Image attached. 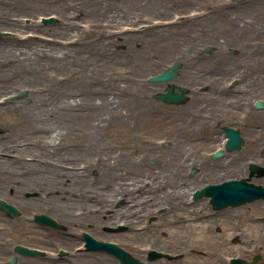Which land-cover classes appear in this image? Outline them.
I'll list each match as a JSON object with an SVG mask.
<instances>
[{"label":"rangeland","instance_id":"1","mask_svg":"<svg viewBox=\"0 0 264 264\" xmlns=\"http://www.w3.org/2000/svg\"><path fill=\"white\" fill-rule=\"evenodd\" d=\"M67 1L75 6L64 9L68 26L61 28L63 32L56 33L53 31L61 29L58 30L59 19L52 0H47L44 7L31 9L25 6L13 9L10 0H0L1 20L13 18L24 23L17 27L0 24V42L8 41L11 35L28 39L32 34L40 35L49 42L53 38L64 41L62 44L67 45L66 53H63L65 58L60 62L48 61L57 64V76L50 77L47 82H38L40 90L43 89L40 96L48 99L50 94L63 92L61 89L65 86L71 90L66 96L77 97L78 94L84 95L82 84L97 86L99 91L102 82L108 85L112 82L113 86L119 87L108 89L116 103L114 107H109L105 120L94 131L90 129L89 116L57 114L68 122V130H65L67 145L58 147L61 155L57 151L46 154L44 162L67 169L64 177H54L49 185L55 186L60 180L58 191L65 190V196L75 194L78 202L68 212V216H74L68 220H58L49 210L38 207L23 209L15 200L0 196L18 210L17 214H11L0 206L1 264H6L17 244L46 250L47 254H17L19 263L16 264L21 261L45 264L46 256L53 258L51 264H76L72 246L79 241L84 228L80 225L74 227V223L84 217L82 212L86 203L97 209L105 207L103 205L107 203L114 209L124 207L127 201L137 205L144 203L145 197L138 199L142 193L153 191L154 187L155 192H162V186H168V178L172 175L171 165L177 164L178 160L188 159L189 145L221 143L220 134L224 133L225 125L239 128L245 139L243 147L235 151L236 176L247 175L252 159L264 161V151L261 152L264 148L254 146L264 144V109H257L254 105L258 99L264 101V0H242L239 3L234 0ZM44 16L54 20L45 22ZM192 18L196 20L189 21ZM28 22H39L49 29L30 28ZM168 26L171 27L165 28ZM208 46L212 47L210 52L205 51ZM174 61H180L182 66L172 81L190 88V101L184 105L156 99L154 94L164 91L168 83L148 80ZM43 62L46 60L43 59ZM93 68L102 73V79L86 75L81 80L74 76V82H69L71 69L89 73ZM13 76L9 73V77L0 79V100H17L15 104L0 109V138L18 145L33 143L31 139L36 132L31 131L30 121L24 117L19 104L28 102L29 90L8 87L13 83ZM218 81L226 89L230 81L237 84L230 97H221L223 103H230L223 115L212 116L197 101L212 97L213 93L201 91L202 86L210 87ZM87 91L91 92V88ZM142 110L144 117L138 115ZM214 130H218L219 135L212 138L208 133ZM97 146L112 166L106 175L104 164L97 165L93 159L91 149H97ZM173 152L177 153L175 158L170 157ZM32 153L25 151V160L32 161L35 156ZM3 156L15 158L11 151H6ZM151 174L154 177L149 178ZM142 175L147 177L139 187L136 181ZM130 177L134 181H128ZM254 180L264 181L261 178ZM127 181L129 185H124ZM119 185L131 187L129 200L124 196L111 200L108 193L103 205H97L101 202L99 197L109 192L111 186L118 188ZM99 190L102 192L97 196L95 191ZM88 191L93 194H87ZM37 194L38 190L35 189L23 192L25 198ZM166 200L162 198L159 202L167 205ZM36 213L50 215L60 226L37 222L34 219ZM102 218V214L87 217L98 222ZM68 223L72 226L66 230ZM85 232L88 230L85 229ZM96 236L102 237L100 233H96ZM132 239L136 241L137 237Z\"/></svg>","mask_w":264,"mask_h":264},{"label":"flooded vegetation","instance_id":"2","mask_svg":"<svg viewBox=\"0 0 264 264\" xmlns=\"http://www.w3.org/2000/svg\"><path fill=\"white\" fill-rule=\"evenodd\" d=\"M236 84L230 81L228 89L221 81L210 87L202 86L201 91L213 94L204 101H197L199 106L212 116L223 115L230 103H223L221 97H230ZM224 128L221 143L189 145L188 159L171 165L172 175L168 186H162V192H155L153 188L142 193L148 195L144 203H134L135 206L128 209L115 208L118 213L114 218L118 221L99 226L91 220L85 225L81 224L83 221L75 222L74 227H86L72 246L76 264H264V199L217 206L211 201V190L203 192L209 185L241 178L234 174L235 151L238 150L214 155L224 149ZM208 135L214 138L219 132L214 130ZM254 146L264 148V144ZM254 162L264 166V161ZM245 178L264 179V169L253 171L249 167ZM162 198L167 199V205L159 202ZM111 211L107 210L106 214ZM85 229L101 241L117 244L125 252L124 256L104 247L88 246ZM96 233H100L102 239ZM135 236L136 241L132 239ZM15 248L13 255L18 254ZM13 255L9 256L7 264Z\"/></svg>","mask_w":264,"mask_h":264},{"label":"bare ground","instance_id":"3","mask_svg":"<svg viewBox=\"0 0 264 264\" xmlns=\"http://www.w3.org/2000/svg\"><path fill=\"white\" fill-rule=\"evenodd\" d=\"M10 1L12 2L13 9L16 7L21 9L24 6L28 7V9L36 8V6L44 7V4L48 3L47 0ZM52 2L56 6L57 18L59 19V30L68 26V23L65 20L64 9L66 7H74L75 4L71 5L67 0H52ZM195 20L196 18H192L189 21ZM0 24H9L17 27L23 25L24 23L13 18H8L7 20L0 19ZM27 26L34 29H49L46 28L47 26H43L39 22H28ZM170 27L171 26L165 28ZM160 28H162V26H160ZM62 30L63 29H61V31L53 32L61 33L63 32ZM39 36L40 35L32 34L30 38L22 39L18 35H11L8 36V41L0 42V79L9 77V73H12L14 74L13 77L15 78L10 79H13V83L9 84L8 87H12L15 90L21 88H27L29 90L28 102H22L19 104L22 107L24 117L27 119V121H30L29 125L32 127L31 131L36 132L31 139L33 143H24L23 145H18L13 141L0 138V196H3L8 200H15L22 205L21 208L23 209H33L32 207H38L39 209L49 210L53 216H56L58 220H68L71 216H74V214H69L68 216V212L73 207V205L77 204L78 198L74 197L75 194H73V196H69L68 194L65 196V190L60 189L58 191L60 180H58V183L55 186L49 185V183L55 179L54 177H64L68 171H66L67 169L65 167L59 165L54 166L52 164L48 165L44 162V156L46 154L50 153L51 151H57L58 147L65 146L67 141L65 135L67 132L65 130H68V122L63 121L64 118L57 114L62 113L63 115L65 113L64 115L67 116L78 117L89 116L91 119V131L97 130L101 126V122L105 120L109 107H114L116 103L115 100L111 99L108 89H118L119 87H115L116 85L113 86L112 82L109 83V85L106 82H102V85L100 86L101 90L97 91V86L94 87V85H92L91 87V84L89 86H87V84H82V87L84 88V95L78 94L76 97L74 95L66 96V94L70 93L71 90L64 88L65 86H63V89H61L63 92L58 94H50L48 99H44L40 96V93H43V89L40 90L38 82H47L50 77L56 78L57 74L55 70L57 69V64L55 62H60L62 58H65V54L63 53H66L65 48L67 45L62 44L64 41L60 42V40L56 38H53L50 40L51 42H49V40L40 38ZM59 56L60 59L58 58ZM43 59H45L47 63L43 62ZM49 60L55 62L50 63L48 62ZM67 65L68 64H65V67H68ZM71 75L72 78L69 82H74V76L76 78L80 77L81 80L86 75H91L92 78L97 79L103 78L101 76L102 73H100V71L96 68H93V70H91L89 73H79L71 69ZM90 88L91 92L87 91ZM16 102V99L0 100V109L6 106H11ZM139 112L142 113L138 115L143 117L145 116L143 110ZM56 115L60 117H57ZM175 149L176 148H174L172 151ZM91 150L94 153V156H92L95 160V164H104L103 169H106V173L104 172V175L108 174L112 169V166L107 158L103 157L102 150L98 146L97 149L95 148ZM6 151L13 152L15 158H7L3 156ZM25 151L34 152L32 155L35 156L32 161L25 160L23 156ZM58 154L61 155L59 152ZM176 154L177 153L173 152L170 157L175 158ZM183 158L184 157H182V159ZM179 161L181 160L176 162L180 163ZM49 174L51 176H49ZM146 177L147 176L142 175L141 178H137L138 181L136 182L139 183V187L142 186V183L146 180L144 178ZM148 177H154V174L148 175ZM131 179L134 181V178L131 177L128 179V181ZM139 179L141 181H139ZM128 181L124 182L123 184L129 185ZM95 182L99 183L97 180ZM27 189L38 190V194L30 198H25L23 192ZM129 189H131L130 186L129 188H123L121 185H119L118 188L111 186L109 188V192H105L104 195L99 197L101 202L97 205H103V202L107 200L106 196L108 193V196L111 198V200H116L120 196H124L127 198V200H129L128 198L131 194ZM154 189H156V187H154ZM56 190L58 193L55 192ZM105 190L108 191L106 188ZM95 192L98 196V193L102 191L99 190ZM90 193L93 194L91 191H88L87 194ZM141 196L145 197L143 198L145 200L148 197V195ZM129 205L130 207H128ZM133 205H135L134 202L130 203V201H127L123 208L128 209L133 207ZM103 206L105 207L97 209L96 207L92 208L89 202L88 204L86 203V207L83 211L84 213L82 212L84 217L80 218V220L83 221L81 224L85 225V223H88L87 217L95 214L104 215V218H102L100 222L89 219L95 222L97 226L107 222L118 221L114 218L116 217L118 211L110 207L109 203ZM110 209H112V211L109 213V215H107L106 211H110ZM63 214H67V216L63 217ZM67 225V229L68 227L72 226L71 223H68ZM82 228L86 227L83 226ZM45 258V264H51V259L53 258H51V256H46ZM20 264L34 263L32 261H21Z\"/></svg>","mask_w":264,"mask_h":264},{"label":"water","instance_id":"4","mask_svg":"<svg viewBox=\"0 0 264 264\" xmlns=\"http://www.w3.org/2000/svg\"><path fill=\"white\" fill-rule=\"evenodd\" d=\"M211 48L212 47H208V50H210ZM180 66L181 63L179 61H176L172 65L164 69L161 73L150 76L149 81L172 80L178 75ZM175 88H178L180 91H175ZM187 92V87L177 86L174 83H170L166 87L165 92H158L154 95V97L166 103L180 104L187 101ZM256 106L258 108L264 107V103L261 100H258L256 102ZM225 129L228 135V140L226 141V146L228 147V149L233 150L236 148H240V146L244 143V138L240 134V130L235 129L233 127H225ZM222 153L223 152L220 151L217 153V155H221ZM251 167L253 169L259 168L256 164H251ZM213 190V201L219 205H226L228 203L237 204L245 202L247 200H252L254 198L264 197V186L257 185L254 183H246L245 180L231 181L222 185H218ZM0 204L7 207L9 210L16 212V208L14 205L9 204L1 199ZM35 219L47 225H52L55 227L59 226V223L55 219L46 214H36ZM88 239L91 243L95 244L96 246L106 247L117 255H119L120 257L124 256V251L112 243L99 242L94 240L92 237H89ZM17 250L24 254L40 253L39 250L30 249L24 246H19Z\"/></svg>","mask_w":264,"mask_h":264}]
</instances>
